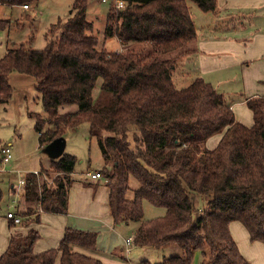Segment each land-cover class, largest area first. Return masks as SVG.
I'll use <instances>...</instances> for the list:
<instances>
[{
  "label": "trees",
  "instance_id": "16d2710c",
  "mask_svg": "<svg viewBox=\"0 0 264 264\" xmlns=\"http://www.w3.org/2000/svg\"><path fill=\"white\" fill-rule=\"evenodd\" d=\"M29 1L34 0L0 4L28 7ZM115 1L108 7L104 37L123 46L147 43L152 52L98 49L97 38L87 34L92 31L88 0H75L68 20L49 28L42 50L21 43L0 58V104L10 101L9 76L18 72L35 79L47 115H32L40 145L81 124L89 126L104 161L99 173L107 181L113 222L135 225L134 246L180 251L157 264H191L195 252H200V264H249L229 226L240 223L250 242L264 244V96L246 100L253 119L246 127L235 120L225 96L202 78L181 89L172 78L177 60L188 56L197 38L190 3L209 13L216 0H122L123 9ZM5 24L0 21V27ZM174 52V58H162ZM70 105L77 110L59 112ZM46 125L49 129L42 132ZM219 133L215 148L201 147ZM75 164L74 156L64 154L49 170L27 174L20 218L66 215ZM130 178L137 184L133 191ZM200 196L208 200L198 209L195 198ZM144 202L162 208L164 215L145 220ZM37 238L33 229L12 236L0 264H103L79 251L94 250L96 233L68 228L56 248L40 253L33 251Z\"/></svg>",
  "mask_w": 264,
  "mask_h": 264
},
{
  "label": "crops",
  "instance_id": "0c3cea01",
  "mask_svg": "<svg viewBox=\"0 0 264 264\" xmlns=\"http://www.w3.org/2000/svg\"><path fill=\"white\" fill-rule=\"evenodd\" d=\"M193 6L189 5L190 10L196 9ZM192 15L197 38L190 46L191 52L182 60L191 57L196 63L194 78H202L225 98L229 92L218 87L235 84L236 90L226 98V102L235 120L250 127L253 119L246 100L264 96V0H216L214 12L194 10ZM89 174L93 173H87L83 180L75 179L69 188L66 215L39 213L38 216L34 214L37 221L23 226H10V221L7 229L1 226L0 256L6 251L12 236H25L29 229L38 233L33 251L40 253L56 248L65 230L70 228L96 233L94 250H79L82 253L99 259L103 264H132V248L127 252L124 241L133 237L135 229L113 222L108 208L106 179L103 176L93 179ZM10 189H15L13 184ZM22 204L16 216L25 212L24 196ZM34 211L37 212V208ZM32 215L29 216L31 219ZM229 228L240 253L249 264H264V244L250 242L248 232L240 223L233 222ZM195 254L191 264H194ZM146 260L152 263L148 259L143 261Z\"/></svg>",
  "mask_w": 264,
  "mask_h": 264
},
{
  "label": "rangeland",
  "instance_id": "374dc122",
  "mask_svg": "<svg viewBox=\"0 0 264 264\" xmlns=\"http://www.w3.org/2000/svg\"><path fill=\"white\" fill-rule=\"evenodd\" d=\"M75 0H34L28 2V9L23 6H9L0 4V21H6L4 28L0 27V58L7 49L26 44L34 50H42L45 46V35L52 25L63 23L72 15V6ZM112 0L102 3L101 0H88L86 16L92 24V31L87 34L95 36L98 40V49H105L109 52L131 51V52H152L151 46L147 43H129L123 46L116 38H105L104 28L108 7ZM192 6L195 5L190 3ZM196 7L191 12L200 11ZM201 12V11H200ZM178 52L162 56V58H174ZM186 57V56H185ZM196 63L191 57L184 60H177L173 72V81L176 88L181 89L188 86L195 73ZM9 83L12 88V97L6 104H0V147L10 145L12 149L11 160L3 164L0 159V227L7 229L9 220L6 217L8 212L17 213L22 209L23 189L19 186V180L37 170H49L52 161H57L62 155H70L76 158L73 174L69 176L70 187L75 179L83 180L87 173H94L101 170L104 161L95 137L90 136L89 126L84 123L75 129L67 130L64 134V145L58 153L53 150L51 143L39 144V134L35 131L36 118L47 119L42 108L40 94L35 89V79L31 76L12 72L9 76ZM100 82L92 91V97L97 99ZM227 93V97L236 90L235 84H225L218 87ZM77 110L76 105L63 106L59 112L71 113ZM49 129L45 126L43 131ZM221 138V133L211 137L201 144L203 149L214 148ZM215 142V144H214ZM74 175V176H73ZM13 184L15 189L11 191ZM129 186L131 191L137 188L133 178H130ZM18 188V189H16ZM17 191V192H16ZM132 193L128 194L131 198ZM208 200L206 197H196L195 206L200 209ZM165 211L149 204L143 203V215L145 220L163 216ZM16 215V214H15ZM33 221L34 219V214ZM18 217H20L18 215ZM27 221L23 216L20 218ZM32 221V222H33ZM24 222L21 225L23 226ZM31 223V222H30ZM129 229L134 230L135 225L130 224ZM132 251L130 261L132 264H141L144 259L157 264L162 262L163 257L179 255L180 251L175 246H168L162 250L154 248H140L131 245ZM200 252H196L194 264L201 262Z\"/></svg>",
  "mask_w": 264,
  "mask_h": 264
},
{
  "label": "built area",
  "instance_id": "2783aa9c",
  "mask_svg": "<svg viewBox=\"0 0 264 264\" xmlns=\"http://www.w3.org/2000/svg\"><path fill=\"white\" fill-rule=\"evenodd\" d=\"M102 3H106L107 0H101ZM115 5L117 9H123L125 6V3L122 0H116ZM24 9H27L28 7L26 5L23 6ZM12 158V149L10 145H3L0 147V159L3 164L8 163ZM37 173V172H36ZM90 175V174H89ZM26 177V176H25ZM25 177L19 180V186L23 189L25 186ZM91 178L93 179H100L102 175H100L99 172L93 173L90 175ZM107 182V181H106ZM18 189V188H16ZM17 192V191H16ZM6 217L8 220H11L14 225H18L21 223L20 217L16 216L12 212H8L6 214ZM124 244L126 246V251L129 252L131 245H133V240L132 237L127 238L124 241Z\"/></svg>",
  "mask_w": 264,
  "mask_h": 264
},
{
  "label": "water",
  "instance_id": "95a60500",
  "mask_svg": "<svg viewBox=\"0 0 264 264\" xmlns=\"http://www.w3.org/2000/svg\"><path fill=\"white\" fill-rule=\"evenodd\" d=\"M49 143H51L53 150H55L56 152L59 153L61 151V149L63 148L64 138L61 137V138L55 139Z\"/></svg>",
  "mask_w": 264,
  "mask_h": 264
}]
</instances>
